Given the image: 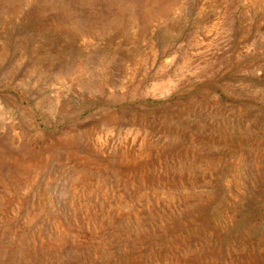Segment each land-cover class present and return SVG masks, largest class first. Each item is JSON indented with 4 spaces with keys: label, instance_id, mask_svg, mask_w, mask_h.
<instances>
[{
    "label": "rangeland",
    "instance_id": "rangeland-1",
    "mask_svg": "<svg viewBox=\"0 0 264 264\" xmlns=\"http://www.w3.org/2000/svg\"><path fill=\"white\" fill-rule=\"evenodd\" d=\"M0 264H264V0H0Z\"/></svg>",
    "mask_w": 264,
    "mask_h": 264
}]
</instances>
